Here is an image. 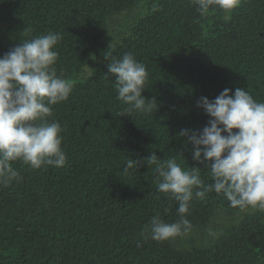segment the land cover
<instances>
[{
  "label": "trees",
  "instance_id": "16d2710c",
  "mask_svg": "<svg viewBox=\"0 0 264 264\" xmlns=\"http://www.w3.org/2000/svg\"><path fill=\"white\" fill-rule=\"evenodd\" d=\"M49 32L62 34L54 67L73 86L48 118L63 128L67 162H12L22 179L0 184V264H264V210L232 207L215 191L191 201L188 233L145 232L157 214L179 219L178 202L157 191L153 152L214 183L178 136L208 124L197 101L239 87L264 102V0L207 15L194 0H0V56ZM126 53L149 72L151 113L124 114L117 99L108 64ZM128 159L140 163L125 173Z\"/></svg>",
  "mask_w": 264,
  "mask_h": 264
},
{
  "label": "clouds",
  "instance_id": "9594fccd",
  "mask_svg": "<svg viewBox=\"0 0 264 264\" xmlns=\"http://www.w3.org/2000/svg\"><path fill=\"white\" fill-rule=\"evenodd\" d=\"M194 3L201 15H207L217 8L230 12L241 0ZM62 38L60 33L49 32L23 41L0 56V184L4 186L22 179L12 162L22 161L33 169L66 165L63 128L58 121L48 120L53 115L52 106L66 101L73 87L62 74L57 75L54 67L59 56L55 49ZM112 49L110 44L106 59ZM108 74L115 77L117 99L127 105L124 114L157 110V100L143 95L149 72L132 53L111 60ZM197 105L210 117L208 124L202 130L181 129L178 136L187 137L186 144L193 145V160L210 171L214 183H204L200 167L185 169L176 158L162 160L155 152L146 157L157 173V191L178 202L177 221L165 222L157 214L145 226V232L155 241L191 231L186 218L191 201L203 199L211 191L223 194L232 207L264 210V102L238 87L234 93L230 88L223 89L215 99L201 97ZM139 163L128 159L125 173L136 170Z\"/></svg>",
  "mask_w": 264,
  "mask_h": 264
}]
</instances>
